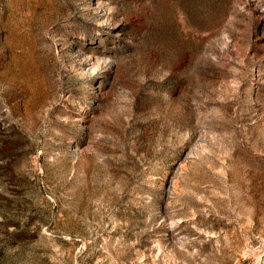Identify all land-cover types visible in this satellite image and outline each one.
<instances>
[{"label":"rangeland","instance_id":"374dc122","mask_svg":"<svg viewBox=\"0 0 264 264\" xmlns=\"http://www.w3.org/2000/svg\"><path fill=\"white\" fill-rule=\"evenodd\" d=\"M0 264H264V0H0Z\"/></svg>","mask_w":264,"mask_h":264}]
</instances>
